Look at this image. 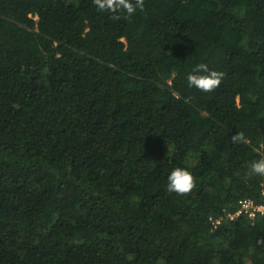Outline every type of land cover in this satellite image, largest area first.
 <instances>
[{
    "label": "trees",
    "instance_id": "1",
    "mask_svg": "<svg viewBox=\"0 0 264 264\" xmlns=\"http://www.w3.org/2000/svg\"><path fill=\"white\" fill-rule=\"evenodd\" d=\"M111 16L0 0V264H264V215L231 218L264 203V0ZM200 63L213 92L188 86Z\"/></svg>",
    "mask_w": 264,
    "mask_h": 264
},
{
    "label": "clouds",
    "instance_id": "2",
    "mask_svg": "<svg viewBox=\"0 0 264 264\" xmlns=\"http://www.w3.org/2000/svg\"><path fill=\"white\" fill-rule=\"evenodd\" d=\"M97 11L111 13V18L115 21L129 19L137 12L145 10V0H93ZM224 73L222 71L210 70L207 64L200 63L195 66L192 73L187 75L189 87L195 88L201 92L210 93L217 89ZM233 141L243 139L242 133H237ZM249 176L264 177V158L253 161L249 167ZM195 187V178L190 171L184 168L176 167L167 177L166 191L179 196L189 194ZM258 244H264V241H258Z\"/></svg>",
    "mask_w": 264,
    "mask_h": 264
},
{
    "label": "built area",
    "instance_id": "3",
    "mask_svg": "<svg viewBox=\"0 0 264 264\" xmlns=\"http://www.w3.org/2000/svg\"><path fill=\"white\" fill-rule=\"evenodd\" d=\"M263 196H264V185H263ZM258 214L264 215V203L256 205L252 200L250 199H243L239 202L238 210L231 214V218H234L236 216L240 215H246L248 218H255Z\"/></svg>",
    "mask_w": 264,
    "mask_h": 264
}]
</instances>
